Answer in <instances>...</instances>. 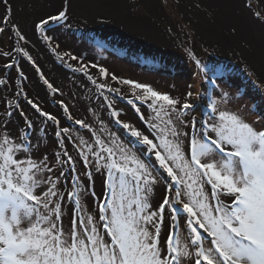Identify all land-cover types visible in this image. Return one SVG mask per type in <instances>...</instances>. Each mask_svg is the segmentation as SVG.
Segmentation results:
<instances>
[{
  "label": "snow or ice",
  "instance_id": "1",
  "mask_svg": "<svg viewBox=\"0 0 264 264\" xmlns=\"http://www.w3.org/2000/svg\"><path fill=\"white\" fill-rule=\"evenodd\" d=\"M66 13L65 8L38 26L66 20ZM100 72L108 74L105 68ZM123 83L143 91L136 97L141 103L150 101L154 115L146 119L141 113L140 119L155 140L123 123L135 139L121 142L108 132L106 142L92 125L75 120L94 138L93 145L79 137L78 153L85 168L94 162L97 172L104 170L102 197L91 187V172L84 174L86 182L72 175L71 189L58 187L63 167L55 179L49 175L53 160L76 172L67 150L66 161L61 153L41 158L30 137L16 143L7 124L0 132V264H264V126L218 108L215 99L201 120L185 121L193 104L150 85ZM222 98L226 103L227 93ZM28 103L59 128L57 117ZM69 131L60 128L56 136ZM160 178L165 190L154 207ZM89 197L100 201L96 209L88 207Z\"/></svg>",
  "mask_w": 264,
  "mask_h": 264
},
{
  "label": "rangeland",
  "instance_id": "2",
  "mask_svg": "<svg viewBox=\"0 0 264 264\" xmlns=\"http://www.w3.org/2000/svg\"><path fill=\"white\" fill-rule=\"evenodd\" d=\"M3 1L9 11V28L14 24L20 26H16L15 30L23 37V39H20L21 36L19 37L21 45L27 44L28 38L29 42L33 41L32 39H34L35 35L33 32V23L35 19H38L36 16L41 15L43 11L41 8L50 10V13L55 12L56 15L66 8V15L69 16L63 21V24L67 21L68 29L72 28L73 24H80L81 21L79 19H81L90 26L96 27L99 30L97 34L102 35V31L105 32L106 37H110L107 40L108 43L112 42L115 45V47L113 46L111 49L108 47L107 49L103 48V44L101 47L104 50L103 54H106L104 57L109 60L104 63L108 73L105 77L106 80L110 81L105 83V90L113 99L111 103H109L108 100L107 104H104L102 108L104 110H111L112 112L116 111L119 114L116 118L108 117V115L107 117L100 116L97 120L96 117L87 115L82 109L83 106L80 102L71 99L73 98V96H71V75L68 72L70 69L69 65H67L69 61L65 59L61 60V64L63 65V67H61L62 72L57 68L50 72L43 71L44 80L42 82L47 88L49 96L52 99L61 98L62 101H64L60 107V111H56L54 107L48 109L59 119V126H65L68 120V118L63 119L65 115H70L71 117L79 116L85 119L87 124L92 125L94 131L106 142L110 140L108 132L114 133L117 137L121 138V142H125L135 139L130 137L128 131L122 127L123 123H128L142 130L145 134L149 135L150 138L155 140L151 133L148 132L145 121L140 119L141 113L146 119L154 115L152 110L148 107L150 101L141 103L140 100H137V96H143V91L131 88L133 87L131 84L123 83L125 80L150 85L154 90L160 93H167L171 97L180 100L181 103L188 102L193 104L195 106L194 109L190 110V114L183 117L185 121H191L193 117H195L197 121L201 120L202 114L211 111L208 107L210 100L215 99L218 108H227L232 112L239 113L247 122H255L257 128L264 126V107H261L264 106V84H262V82H264V28L252 17L250 11L249 14L253 18V21L250 23L248 19L245 18L247 9L244 7L243 0H89L90 2H86L88 0ZM118 7H120L123 16L124 14L126 15L124 16L126 25L123 24V22L115 20V14L110 11ZM37 8L40 9V12ZM0 14L1 16L6 15V9L3 7L2 2H0ZM73 16L77 18L76 22L72 20ZM162 18L165 20H162ZM49 23L52 24L54 22L49 21ZM38 25H40V22ZM38 25H36L37 34L41 36L40 27ZM150 28H154V34L152 32L153 30H150ZM113 30H115L114 33ZM1 32L2 30H0V33ZM150 32H152V34ZM127 34L132 35V37L130 35L127 36ZM46 37V40L50 42L49 51L53 55L71 58V56L76 53L75 57L79 60L80 55L77 52L76 45L73 44L74 39L69 30L64 31L62 35H59V32H49ZM73 37L76 38V34L75 36L73 35ZM143 37L150 43L149 45H153L157 48L162 46L172 48V43H175L177 50H173L172 53L166 50L163 52L165 57L168 58V61L166 60L161 63H166L167 65L165 64L157 67L140 63V61L143 60V55L147 53L139 49V46L136 45V41H138L137 39H143ZM68 38H70V42H63ZM85 41L91 44L87 38ZM108 43L105 46H108ZM77 44L81 47V44ZM229 46H233V49H227ZM157 48L150 50L152 54H157ZM10 49L13 50L14 48ZM112 49L124 51V56H121V54L116 53ZM91 50L89 45L85 46L86 52H91ZM143 50L147 51L145 48ZM16 51L18 52L17 49ZM232 52L235 53L237 61ZM160 54L162 53H158L157 55L160 56ZM1 55L3 56L2 52L0 56ZM193 57H195V59H193ZM211 59L215 61L211 62ZM196 60L200 61V67L197 66ZM0 62H2L1 58ZM66 65L67 67H64ZM172 66H174V69L168 70V68ZM81 68L80 70H76V72L81 75L80 80H77L76 84L83 89L91 85L89 77L94 78L95 68L97 67L91 66L90 69ZM229 68H235L239 72H246V69L252 72L254 76L252 75L251 80L254 85L256 83L259 84V86L255 87L260 88V90H256L255 87L252 89L253 96L260 99V101H258L259 103L254 102L255 100L257 101L255 98L254 101L251 102L252 104H256V107L252 106L244 94L236 92L231 78L226 74ZM85 71L87 74H90L82 75ZM1 75L0 71V76ZM113 76L117 77V79H112ZM235 78H237L236 75ZM45 80L48 82L47 84ZM30 84L31 89L35 93L40 91L37 85H35V82ZM49 84L52 85V88L48 87ZM94 88L97 89V85H95ZM53 89L57 92L60 91V95H58L56 91H53ZM109 89H111V91H109ZM129 92H131V94H129ZM189 92L192 93L191 96H188ZM222 93H227V99H229L226 103L222 98ZM89 95V89L85 88L84 94L80 95V101L87 102L89 100ZM65 96H68L71 101L76 102L78 105H72L70 100L66 99ZM232 99H234L235 102H230ZM129 101L133 103H129ZM179 107L180 105H177V108ZM65 108H67V112H65ZM137 108L140 109V113L137 112ZM247 108H249L251 113L246 111ZM21 111L26 114L24 107ZM103 120L105 127L101 129L106 128L108 131H102L99 127L100 122ZM117 120L121 121V123L118 124ZM6 124L16 135V143H22L20 139L22 135H26L32 140L37 129L35 124H31L30 129L27 130L26 123L17 126L16 122L10 121L6 123L5 119L0 123V132L3 131ZM52 124L53 122L51 125ZM83 135L85 139H89L94 145V138L92 135L88 134V131L79 133V137ZM48 138H50V136L45 134L43 138H38L35 144L30 141L36 154L41 158H43L44 155L54 158L56 155L53 151L54 148L53 150L49 148L52 140L50 143L44 142V139ZM64 140L66 142L71 140L70 132L65 135ZM38 142L41 143L40 146ZM155 142L158 143V141ZM78 146L79 142L76 145L77 150ZM71 156L75 158L78 165L74 175H78L81 181L86 182V176L84 174L91 172L93 176L91 187L96 189L98 193H100L99 196L102 197L105 194V176L101 175V172L104 170L101 169V172H97L94 162L90 164L88 168H85L84 163L80 165L82 160L79 159V155L76 154L75 151ZM89 159L91 160L92 157L89 156ZM152 160L154 161V157H152ZM156 167L157 169L159 168L158 163ZM160 171L162 172V170ZM59 173L60 170L58 169L57 171H52L49 175L55 179ZM64 173L66 175L65 177H61L58 187L66 185L67 189H71L70 185L72 186V181L70 183L69 181L67 182L66 179L68 174L66 172ZM166 176L167 174L163 173V177ZM164 190L165 182L163 178H160V183L155 187L154 196L152 197V204L154 207L162 199ZM99 202L100 201L97 200L96 204L88 205V207L90 209H96ZM66 207L70 211L71 205L68 204ZM64 223L66 226L68 225L67 216H65Z\"/></svg>",
  "mask_w": 264,
  "mask_h": 264
},
{
  "label": "clouds",
  "instance_id": "3",
  "mask_svg": "<svg viewBox=\"0 0 264 264\" xmlns=\"http://www.w3.org/2000/svg\"><path fill=\"white\" fill-rule=\"evenodd\" d=\"M0 2H2V5H3V7H5L6 13H7L4 16H1V14H0V30H2V32L0 33V45L3 47V49H6L7 46H9L10 48H14V46L12 45V42L9 41L8 38H6L7 34H5V38H4L3 32L8 31L9 33H12L13 32L12 28L15 24L9 28L10 21H9V15H8V12H9L8 7L6 6V4L3 0H0ZM243 2H244L245 9H247L246 4H245V0H243ZM248 10L252 14V17H254V19H256L255 15L253 14V11L250 8ZM248 10H246V12H248ZM48 12L50 13V10ZM54 15H56L55 12L50 13L49 17L54 16ZM36 17L38 19H35V21L33 23V26H34L33 32L35 33L34 39H32L33 40L32 42H29V38H28V43L25 46L27 51L25 53L21 54L19 57H17L15 62L12 61V58L8 59L7 55H5L6 59L3 56L4 59L1 60L2 62H0V71L2 74L0 76V123L5 119H6V123H8L10 121L16 122L17 126L22 125L23 123H26V126H27L26 129L27 130L30 129L29 124L30 125L35 124L37 126L35 136L30 141L35 144L37 142L38 138H43L42 135L44 132L47 133L50 136V138L44 139V142L50 143V141L52 140V142L49 145V148L51 150H53V148H54L53 151L55 153H61V157H60L61 160L66 161L67 157L63 156V154H62L63 151L67 150L68 153L71 155L74 152L73 148L76 147L77 143L79 142V133L82 131H88L87 128H81L78 124H76L75 120L85 121V119H83L82 117H79V116H74V117H72L73 119L70 120L68 118L69 116L65 115L63 117V119L68 118L67 122L65 123V126H59V128H58L54 124L53 121L48 120L45 116H41L40 113L37 112L36 109L33 108L32 105L28 103V100H32L33 103L37 104L42 111H46L52 115H54V113L50 112L48 110L49 108L54 107V109L56 111H60V107L62 106L64 101H62L61 98L52 99L49 96L48 90L45 87L44 83L42 82L44 80L43 71L50 72V71L54 70L55 68H57L58 70H60V72H62L61 67H63V65L61 64V60L62 59L67 60L68 57L67 56L60 57V56L53 55L49 51L50 42H48L45 37L47 36L46 33L48 34L49 32H59V35H62V33L66 30H69V32H70L71 28L70 29L67 28V21H65V24H63L64 20L60 21V22H54L52 24L48 23V24L43 25V28L39 29L40 33H41V36H39L37 34L38 32L36 29V25H38L39 22L46 20V18H44L42 20L41 15H37ZM6 18H7V24H5ZM75 19H77V18L75 17ZM79 20L82 23L90 26L85 21H82L81 19H79ZM257 22L261 27L264 28V25L262 23H260L258 20H257ZM16 26L20 27L17 24L15 25V27ZM91 27H93V26H91ZM114 32H115V30H113V33ZM20 36L21 35L18 33L17 40L19 43H20V41H19ZM7 37H9V35H7ZM41 37H42V39H41ZM40 39H41V41H40ZM69 39L70 38L65 39V40L67 42H70ZM143 40L145 42H147L146 39L143 38ZM41 42L43 45L41 44ZM73 44L76 45L77 52L80 55L79 60L78 59H72L73 62H75V60H77V62L79 61L78 63H75V66H79V68L83 67V68L89 69V67L95 65L97 68H95L96 74L94 73V78L89 77V81L91 82V85L86 86L82 89V88L77 86V84H76L77 79L73 78V75L75 73H77L75 67H74V69H71L69 67L70 69L68 70V72L71 75L70 84L72 87L71 88V90H72L71 96H73V98H71V99L80 102L81 105L83 106L82 109L87 113L88 116H90V117L106 116L107 117V115L111 114L112 111L111 110H104L102 107L104 104H107V101L111 98V96L107 92H103L102 90H105V83L110 82V81L106 80L105 75H103L100 72V68H105L104 63L109 61L108 59H106L104 57V56H106V54H103L104 53L103 48L107 49V47H108L109 49H111V46H109V45L104 46L101 44L103 46L102 51H97L98 49L90 46L86 41H82L81 47L76 43V39H74ZM148 44H150V43H148ZM32 45H34L33 48H32ZM87 45H89L91 47V49H92L91 52L85 51V46H87ZM162 47L167 48V49H172V51L174 50L173 49V47H174L173 43H172V48H169L167 46H162ZM228 48L229 47H227V49ZM81 50L83 53L81 52ZM232 54L236 58L235 53L232 52ZM237 54H239V53H237ZM75 55H76V53L73 56H75ZM73 56H71V57H73ZM236 61H237V58H236ZM12 62H13V64H10ZM7 65H11V67H7ZM246 71H247V69H246ZM84 74H87L86 71L82 75H84ZM89 74H87V75H89ZM9 75H10V77H9ZM39 75H41L42 77L39 78ZM34 82H35V85H37V88L40 90L39 92L35 93L31 89L30 83H34ZM24 84H25V86H24ZM262 84H264V82H262ZM95 85H97V89L94 88ZM100 85L104 86L102 88V90H101V87H99ZM255 85L259 86L258 83H256ZM85 88L89 89V93H90L89 100L87 102H81L80 101V95L84 94ZM234 88H235L236 92L244 94V96L250 102L254 101V97L248 91H244L240 87L234 86ZM257 89L260 90V88H258V87H257ZM99 93L101 94L103 99L101 97H99V95H98ZM57 94L60 95V91L57 92ZM65 97H66V99L70 100L72 105L77 104L76 102L71 101V99L68 96H65ZM233 97H230V98H233ZM230 102H235V101H234V99H232ZM254 102L257 103L256 100ZM253 105H256V104H253ZM23 107L25 108L26 114H24L21 111ZM52 122H53V124L51 125ZM64 127H68L70 129L69 132H70V139L71 140L69 142H66L64 140L65 134L62 132H61L60 137L56 136V132L59 131L60 128H64ZM79 129H82V130H79ZM88 134L92 135V133H90L89 131H88ZM83 137H84V135H83ZM61 139H63V141H64V148L63 149L61 148V145H60ZM38 144L40 146L41 143L38 142ZM73 144H75V145H73ZM50 166L53 167V171H57L61 165H55V163L53 161L50 164Z\"/></svg>",
  "mask_w": 264,
  "mask_h": 264
},
{
  "label": "trees",
  "instance_id": "4",
  "mask_svg": "<svg viewBox=\"0 0 264 264\" xmlns=\"http://www.w3.org/2000/svg\"><path fill=\"white\" fill-rule=\"evenodd\" d=\"M245 4L248 8H250L252 11H253V14L255 15L256 19L262 23L264 25V1L262 0H245ZM69 16V15H67ZM72 20H74L76 22V19L75 18H72ZM162 20H165L164 18H162ZM5 24H7V18L5 19ZM6 26V25H5ZM166 29V28H165ZM13 32L12 33H9L8 31L7 32H3V36L5 38V34L9 35V37H7L6 35V38L9 39V41L12 42V45L14 46V49L11 50L9 46H7L6 49H2L1 52L3 53V56L5 57L6 59V56H8V59L9 58H12V61L14 62L17 57H19L21 54L25 53L27 51V49L25 48L24 45H21L18 40H17V35H18V32L15 30V25L13 26L12 28ZM101 30V29H100ZM85 31H86V35H85ZM98 29L96 27H91V26H88L84 23H80V24H77V25H72V28H71V31H70V34L75 36L76 34V38L73 37V39H76V43H79L81 44L82 41H85L86 38L88 41L91 42V44H88L96 49H98L97 51H102V47H101V44H103L104 46L107 45L108 43V38H110L109 36L106 37V33L102 31V35L100 34H97L98 33ZM113 34V33H112ZM130 35V34H127V36ZM132 37V35H130ZM138 38V37H136ZM135 39V38H134ZM138 41H136V45L139 46V49L142 51V52H145L147 54H144L142 57L144 60H148V61H151V62H156L157 64L161 63V62H165L166 60L168 61V58L165 57V54L163 53L165 50L167 52H171L172 53V49H167V48H164V47H155V46H151L149 45L147 42H145L143 39H137ZM131 41H135V40H131ZM65 43L67 42L66 40L64 41ZM107 42V43H106ZM101 43V44H100ZM72 44V43H71ZM109 46L111 47H115V45L112 43V42H109L108 43ZM173 49L174 50H177V47L175 45V43H173ZM34 47V45H32V48ZM147 49V51H144L143 49ZM154 48H157V54L158 53H162L159 55L157 54H152V52L150 51L151 49H154ZM16 49L19 51L17 52ZM119 53L123 54L125 53L124 51H120L118 50ZM1 54V53H0ZM3 56L1 55L0 58L1 60H3ZM123 56V55H121ZM215 60H212L211 59V62H214ZM10 63V64H13ZM222 62V61H221ZM222 63H225V62H222ZM231 67H233L232 65H230ZM174 67V66H173ZM75 69L76 70H80L82 68H79V66H75ZM90 69V67H89ZM236 73V74H235ZM96 74V73H95ZM226 74L229 75V77L231 78V81L233 83V85L235 87H240L242 90L244 91H248L252 96H253V92H252V89L253 87H255L256 85L253 84L252 80L251 79H247L245 74L242 75L241 72H239L238 70H236L235 68H229L227 71H226ZM235 75L237 78H235ZM42 77L41 75H39V78ZM73 78L77 79V80H80V74L78 73H75L73 75ZM131 88H134V87H131ZM256 90L257 87H255ZM102 90V88H101ZM103 92H107L105 90H102ZM108 93V92H107ZM129 94H131V92H129ZM99 97H101L103 99V97L101 96V94L99 93L98 94ZM254 97V96H253ZM255 98V97H254ZM257 99V98H255ZM113 101L112 98L109 99V103H111ZM260 101V99H257V102ZM259 103V102H258ZM264 107V106H262ZM116 112V111H115ZM113 113V112H112ZM111 114H109L108 117H112V118H116V116H113ZM96 119L98 120L99 117H96ZM99 127L100 129L105 127V124H104V120L100 122L99 124Z\"/></svg>",
  "mask_w": 264,
  "mask_h": 264
},
{
  "label": "bare ground",
  "instance_id": "5",
  "mask_svg": "<svg viewBox=\"0 0 264 264\" xmlns=\"http://www.w3.org/2000/svg\"><path fill=\"white\" fill-rule=\"evenodd\" d=\"M86 2H90L89 0L88 1H86ZM125 9V8H124ZM111 12H113V14H115L114 15V17H115V20H117L118 22H123V24H125V18H124V16H126L125 14H124V16H123V14H122V12L120 11V7H118L117 9H115V10H110ZM127 11H128V7H127ZM123 16V17H122ZM245 18L246 19H248V21L251 23L252 22V20H253V18L251 17V15L248 13V12H246L245 13ZM126 25V24H125ZM150 30H153L152 32H153V34H154V28H150ZM152 32H150L151 34H152ZM46 35H48L47 33H46ZM164 37V36H163ZM229 48H231L232 49V47L231 46H229ZM113 50V49H112ZM113 51H115L116 53H118V54H121V53H119V51L118 50H113ZM121 55H123V54H121ZM124 56V55H123ZM128 56V55H127ZM140 63H142V64H147V65H153V66H162V65H165L166 63H159V64H157L156 62H151V61H148V60H142V61H140ZM167 65V64H166ZM174 69V67L172 66V67H169L168 68V70H173ZM241 74L242 75H244L245 74V76H246V78L247 79H252V72H250V70L248 71H246V72H241ZM237 101V100H236ZM250 102V101H249ZM251 103V102H250ZM252 104V103H251ZM252 106H254V107H256L255 105H253L252 104ZM246 111H249V113H251L250 112V110H249V108H247L246 109Z\"/></svg>",
  "mask_w": 264,
  "mask_h": 264
},
{
  "label": "flooded vegetation",
  "instance_id": "6",
  "mask_svg": "<svg viewBox=\"0 0 264 264\" xmlns=\"http://www.w3.org/2000/svg\"><path fill=\"white\" fill-rule=\"evenodd\" d=\"M245 7V6H244ZM247 7V6H246ZM40 8V7H39ZM39 8H37V10L40 12V9ZM249 8L247 7V10H248ZM41 10H43L41 13V16H42V20L44 19V18H46V19H48L49 18V15H50V13L48 12L49 10H45V9H43V8H41ZM72 16V15H71ZM73 18H75L74 16H73ZM1 45H0V49H1ZM2 49H3V47H2ZM1 49V50H2ZM1 50H0V53H1ZM4 50V49H3ZM67 61H69V63L67 64V65H69V67L71 68V69H74V67H75V63H78L77 62V60H75V62H73L72 61V57L70 58V57H68L67 58ZM67 65L65 66V67H67Z\"/></svg>",
  "mask_w": 264,
  "mask_h": 264
},
{
  "label": "water",
  "instance_id": "7",
  "mask_svg": "<svg viewBox=\"0 0 264 264\" xmlns=\"http://www.w3.org/2000/svg\"><path fill=\"white\" fill-rule=\"evenodd\" d=\"M248 12H249V10H248ZM251 14V13H250ZM144 38V37H143ZM145 39V38H144Z\"/></svg>",
  "mask_w": 264,
  "mask_h": 264
}]
</instances>
